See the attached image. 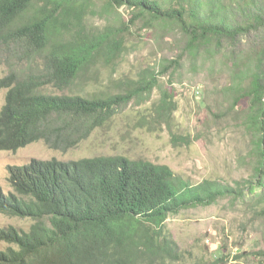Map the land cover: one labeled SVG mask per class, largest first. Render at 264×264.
Listing matches in <instances>:
<instances>
[{"label":"trees","instance_id":"trees-1","mask_svg":"<svg viewBox=\"0 0 264 264\" xmlns=\"http://www.w3.org/2000/svg\"><path fill=\"white\" fill-rule=\"evenodd\" d=\"M109 1L112 8L132 9L130 22L148 16L178 26L192 53L235 47L233 63L242 41L264 31V0ZM91 2L0 0V63L10 68L0 79V91H7L0 112V151L50 143L52 136L79 144L111 121L117 109L150 95L159 77L178 64L146 71L139 80L124 82L117 94H65L96 61L112 62L123 49L122 37L109 27L91 33L70 20L97 14ZM249 45L253 49L243 68L235 63L229 92L235 106L244 99L250 103L255 180L244 186L210 180L192 184L166 165L124 156L35 159L11 166L13 191L4 195L0 189V211L35 223L29 231L0 229V241L12 245L0 251V264L159 263L177 254V244L164 230L169 216L227 197L255 195L264 203V38ZM175 109L171 95L163 92L156 120L169 123ZM261 174L263 181L255 183Z\"/></svg>","mask_w":264,"mask_h":264},{"label":"rangeland","instance_id":"rangeland-1","mask_svg":"<svg viewBox=\"0 0 264 264\" xmlns=\"http://www.w3.org/2000/svg\"><path fill=\"white\" fill-rule=\"evenodd\" d=\"M91 3L97 14L70 20L91 33L109 27L122 37L123 49L112 62L96 61L89 74L65 94H117L123 92L124 82L137 81L146 71L158 72L174 61L178 64L159 77V85L150 95L117 109L111 121L79 144L73 146L70 138L52 136L50 143L39 141L16 152L0 151L3 194L13 191L9 167L24 166L35 159L70 162L124 156L166 165L192 184L210 180L244 186L255 180L250 103L244 99L235 106L229 88L234 84L235 63L243 68L253 49L249 43L262 40L264 31L242 41L233 63L231 51L235 47L220 53L214 48L192 53L188 51V36L172 23L155 22L148 16L130 22L133 10L126 6L112 8L109 0ZM37 61L42 64L41 57L37 56ZM9 72V66L0 63V79ZM163 92L170 94L176 105L166 124L156 120ZM6 93L0 91V112ZM260 181L262 174L255 183ZM34 223L0 211V229L29 231ZM164 230L177 244V254L152 264H264V203L255 195L238 200L227 197L209 207L181 211L168 217ZM10 246L0 241V251Z\"/></svg>","mask_w":264,"mask_h":264}]
</instances>
